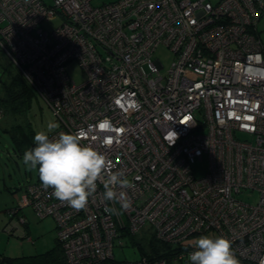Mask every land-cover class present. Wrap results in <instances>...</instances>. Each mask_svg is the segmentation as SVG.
Masks as SVG:
<instances>
[{"label": "built area", "instance_id": "1", "mask_svg": "<svg viewBox=\"0 0 264 264\" xmlns=\"http://www.w3.org/2000/svg\"><path fill=\"white\" fill-rule=\"evenodd\" d=\"M91 1L0 0V51L52 111L60 127L50 139L83 130L82 143L132 181L124 190L131 207L106 212L120 205L104 200L100 182L84 210L41 181L27 185L18 205L54 219L67 264H104L121 232L141 230L173 250L140 264H189L187 239L207 232L229 239L240 262L260 264L264 81L249 82L244 71L264 66V0ZM53 18L60 23L50 34L38 27ZM159 44L173 53L163 72L152 59ZM72 61L86 75L79 84L65 71ZM102 120L112 131L97 127ZM203 160L205 173L195 176ZM250 191L255 203L239 198Z\"/></svg>", "mask_w": 264, "mask_h": 264}, {"label": "rangeland", "instance_id": "2", "mask_svg": "<svg viewBox=\"0 0 264 264\" xmlns=\"http://www.w3.org/2000/svg\"><path fill=\"white\" fill-rule=\"evenodd\" d=\"M112 1L114 0H92L91 3L94 6H100ZM209 1L216 3L218 0ZM59 23V18H53L49 22L41 23L38 27L43 28L50 34ZM258 31L260 39L264 42V20L258 23ZM58 39L59 37L56 38V41ZM152 59L160 61L163 66V72L169 68L173 60V53L162 44H159L152 54ZM65 71L75 83L79 84L86 78L85 73L80 69L77 62L68 63ZM185 74L191 78L195 77L190 72ZM15 75H18L16 66L4 52L0 51V98L4 95L3 84H8ZM35 94L36 96L33 95L29 101L27 100L24 110L20 107L18 110L13 108L11 110L9 106L0 101V254L11 258L43 253L55 245L56 239L55 221L52 217L47 216L40 219L36 216L33 209L27 206L22 208L18 214L20 216L23 215L24 218L23 224H21L18 215H12V211L9 210L14 208L20 191L37 179L38 172L35 170L29 171L23 165L22 157L25 150L32 148L30 141L33 142L37 131L46 130V125L49 121L55 122L54 115L46 102L36 92ZM13 106H16V103ZM19 125L21 128L17 127ZM11 126H13V130ZM5 129L10 130V133L4 132ZM19 129H22L24 135L25 133L28 135L29 140H25L23 144L20 143L19 145L23 147L17 150V144L14 142L12 133L14 132V135H18L17 131ZM206 167V161L198 162L193 168L194 175H202L205 173ZM239 198L255 203L257 194L254 191H250L248 195H239ZM17 206L21 207L20 205ZM147 234V231L141 230L132 236L139 245L145 247L149 241ZM203 235L218 237L216 235L213 236L210 232L194 234L187 239L186 243L192 244L195 239ZM120 243L122 245L116 241L112 249L113 264H140L141 254L139 248L132 246L131 241L126 237H122ZM26 261H31V259L26 258ZM240 264L248 263L240 262Z\"/></svg>", "mask_w": 264, "mask_h": 264}, {"label": "clouds", "instance_id": "3", "mask_svg": "<svg viewBox=\"0 0 264 264\" xmlns=\"http://www.w3.org/2000/svg\"><path fill=\"white\" fill-rule=\"evenodd\" d=\"M259 61L250 64L244 71L249 82L264 81V66ZM138 109V106L134 105ZM60 126L49 121L46 130L37 131L33 143L35 147L25 150L22 162L29 171H37L39 180L45 189L51 187L52 195L61 202H66L76 211L87 208L90 197L98 188V182L103 184L105 201L119 204L120 208L109 207L105 211L114 215H123L131 207L126 189L133 187L132 181L126 178L123 170L113 171L114 165L105 154L90 145L82 143L85 136L83 130L75 133L59 132L50 139ZM97 127L103 132L112 131L111 122L102 120ZM178 136L173 139L172 145ZM110 145V137L104 139ZM193 251L187 255L189 264H240L236 258L232 243L223 236H200L195 239ZM260 264H264V259Z\"/></svg>", "mask_w": 264, "mask_h": 264}, {"label": "trees", "instance_id": "4", "mask_svg": "<svg viewBox=\"0 0 264 264\" xmlns=\"http://www.w3.org/2000/svg\"><path fill=\"white\" fill-rule=\"evenodd\" d=\"M18 75L13 76L8 82V84L6 83L3 84L4 95L0 98V101L6 106H9L11 110L12 108L18 110L19 107L22 110H24V106L27 105V100L29 101L31 96L33 95L36 96L34 90L30 87L27 81L23 78L19 70H18ZM14 103H16V106H13ZM17 127L21 128L20 125ZM11 129L13 130V126H11ZM4 132L10 133V130L5 129ZM12 134L14 137L15 144H17L16 146L17 150H19L20 147L21 148L23 147L22 145H19L20 143L23 144L25 143V140H29L28 135L26 133L24 135L22 129H19V131H17L18 135H14V132ZM30 144L32 148L35 147V144L32 141H30ZM37 182H40L38 175L34 183H37ZM26 187L27 185L25 186L23 190L20 191L18 200L20 199L22 193L25 192ZM17 205H18V201L14 205L13 209H9L12 211L11 212L12 215H18L21 209L24 208V207L19 208ZM19 217H23V215L21 216L18 215V219ZM120 236L128 238L131 241L132 246H137L139 248L141 258H146L147 260H150V261L159 259L161 257L169 256L171 253V250H173L171 249L170 246L168 247L167 245H164L162 243L155 242V241H148L147 246L145 247L141 246L139 245L138 242H136V240L134 239L132 235L128 234L125 231L121 232ZM192 245L193 243L192 244L185 243L184 246L187 248H193ZM26 258H30L31 261H26ZM113 262H114L113 259H109L104 264H113ZM0 264H67V263L64 258L61 246L59 242L57 241V239H55V245L51 249L43 253H40V254L15 257V258L3 256L0 254ZM170 264H176V262H172Z\"/></svg>", "mask_w": 264, "mask_h": 264}, {"label": "crops", "instance_id": "5", "mask_svg": "<svg viewBox=\"0 0 264 264\" xmlns=\"http://www.w3.org/2000/svg\"><path fill=\"white\" fill-rule=\"evenodd\" d=\"M259 33V32H258ZM259 37H260V34H259Z\"/></svg>", "mask_w": 264, "mask_h": 264}, {"label": "snow or ice", "instance_id": "6", "mask_svg": "<svg viewBox=\"0 0 264 264\" xmlns=\"http://www.w3.org/2000/svg\"><path fill=\"white\" fill-rule=\"evenodd\" d=\"M249 119H251V117H249Z\"/></svg>", "mask_w": 264, "mask_h": 264}]
</instances>
